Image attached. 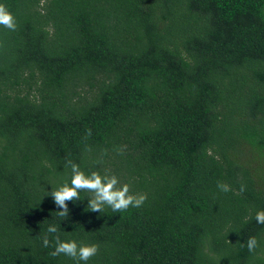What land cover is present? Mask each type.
Listing matches in <instances>:
<instances>
[{"label":"trees","instance_id":"obj_1","mask_svg":"<svg viewBox=\"0 0 264 264\" xmlns=\"http://www.w3.org/2000/svg\"><path fill=\"white\" fill-rule=\"evenodd\" d=\"M0 4V264H264V0ZM69 161L147 199L60 217Z\"/></svg>","mask_w":264,"mask_h":264},{"label":"clouds","instance_id":"obj_2","mask_svg":"<svg viewBox=\"0 0 264 264\" xmlns=\"http://www.w3.org/2000/svg\"><path fill=\"white\" fill-rule=\"evenodd\" d=\"M0 26L15 31L16 21L14 16L8 11L7 7L0 4ZM90 134V131H89ZM71 168L70 182L61 184L55 190L49 192L48 196L52 197L54 204L60 209L57 215L60 217H68L69 208L67 202L80 200V193H90L87 208L91 212H102L105 206L111 208L113 212H123L130 207L139 208L147 199L146 194H129V186L124 184L118 187L119 181L115 175L101 176L99 173L93 171L90 175H86L79 167V165L68 162ZM223 191H229L227 185H218ZM244 187L241 186L242 192ZM254 219L258 224H264V210H258L255 213ZM49 234H56L58 229L55 225H50L47 228ZM54 242V250L50 253L52 256L64 255L76 261L87 262L98 252V245H78L75 241H61L56 235L53 241H50L48 236L42 238L44 247L52 246ZM246 246L249 252H254L258 247L256 237H248Z\"/></svg>","mask_w":264,"mask_h":264}]
</instances>
